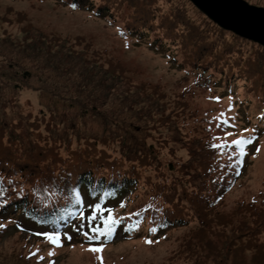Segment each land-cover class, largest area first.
I'll return each instance as SVG.
<instances>
[{
	"label": "rangeland",
	"instance_id": "rangeland-1",
	"mask_svg": "<svg viewBox=\"0 0 264 264\" xmlns=\"http://www.w3.org/2000/svg\"><path fill=\"white\" fill-rule=\"evenodd\" d=\"M260 1L264 4V0ZM176 4H179L177 0H157V6L166 13L173 11ZM192 6L188 7V13L198 18L195 13L198 9ZM120 13L127 14L125 6ZM180 59L181 55L172 60L144 40L122 37L116 26H111L105 18L84 9H71L57 0H0V124L9 131L21 122L24 130L16 128L9 132L17 140L51 135L49 140L55 138L59 152L74 146L78 134L108 135L110 141L106 139L104 145H97L108 148V141V145L115 148L108 149L112 156H119L121 146L129 152H132L129 145L132 148L141 146L149 156L155 176H145L130 198L124 196L115 202L101 204L104 216L110 209L114 218L126 222V215L136 211L138 205L157 192L155 182L163 184L165 189L173 185L179 189L185 184L193 173L191 168L197 164V161L194 163L193 146L205 132L198 123L205 125L219 144L252 135L249 127L240 129L249 123L248 119L256 110L247 106L251 114L247 116L248 112L239 108L245 89L228 93L218 86L207 88L200 84L202 76L199 73L179 67ZM108 61L126 69L122 76L127 77L131 86L140 89H145L142 84L158 86L165 95L164 107L156 114L150 113L152 102L151 109H144L145 116L129 111L126 108L128 99L111 91L114 85L110 81L115 77L109 76L112 68ZM9 65H13V69H8ZM24 70L28 74L23 73ZM85 83H88L86 88L91 98L79 90ZM132 97H139V93ZM83 103H89L87 106L94 103L95 112L83 111ZM32 120H37V130L28 126ZM223 121L233 125L230 126L233 130L226 131ZM47 122L49 130L45 127ZM20 129L23 137L19 135ZM120 137L125 143L118 141ZM244 151V156L238 153L246 164L243 173L220 206L221 215L231 221L229 228L248 220L249 216L242 213L238 205L253 200L264 188V134L251 140ZM95 203L84 200L71 223L64 224L66 232L61 233L67 235L61 236L59 246L42 235L49 231L22 224L21 219L0 220V255L17 262L19 254L28 251L25 264H246L253 254L235 245L231 247L240 252L235 249L225 252L221 242L214 251L204 246L193 247L190 242L194 239L191 234L195 233L196 217L166 231H150L153 227L147 220L130 232H121L117 226L113 240L105 242L102 237L89 241L83 235V232L92 234L89 222L79 213L91 214L88 205ZM92 223L103 227L99 219ZM213 229L214 235L207 237L217 240L230 235L218 234L221 229L218 224ZM230 238L226 241L233 243ZM258 238L264 237L260 234ZM260 239L254 237L255 242L263 241ZM101 244V252L90 250Z\"/></svg>",
	"mask_w": 264,
	"mask_h": 264
},
{
	"label": "trees",
	"instance_id": "trees-1",
	"mask_svg": "<svg viewBox=\"0 0 264 264\" xmlns=\"http://www.w3.org/2000/svg\"><path fill=\"white\" fill-rule=\"evenodd\" d=\"M57 1L71 9H84L94 16L105 18L111 26L119 29V34L121 30L126 34L120 36L144 40L172 60L181 55L179 67H188L199 73L202 76L200 84L207 88L218 86L228 93L245 89L239 108H243L244 112H248L247 106L256 110L253 119H248L249 123L240 129L249 127L251 137H254L252 141L264 134V46L224 31L199 10L195 11L198 18L191 17L188 7L193 6L188 0H177L179 4L167 13L160 10L157 0ZM249 1L264 5L260 0ZM73 3L78 6L73 8ZM123 6L127 14L120 13ZM108 63L112 68L109 76L116 78L110 81L114 85L111 91L128 99L126 108L129 111L145 116L144 109H151L152 102L153 110L150 113L156 114L164 107L165 95L158 86L142 84L145 89L131 86L127 77L122 76L126 69L116 62ZM8 69H13V65H9ZM26 72L24 70L23 73ZM87 84L83 88L78 85L79 90L85 91L91 98L93 96L87 90ZM135 93H139V97H132ZM86 104L89 103L81 106L83 111L95 112L94 103L90 106ZM39 112L42 113V109ZM250 115L248 112L247 116ZM35 121L28 124L33 130L38 128ZM223 122L226 131L233 130L230 128L233 125ZM198 124L203 131L205 128V132L193 146L192 153L196 155L194 163L197 161V164L191 168L193 173L187 177L185 184L179 189L174 185L165 189L163 184L155 182L157 192L151 194L142 205H138L136 211L135 208L134 212L126 215V222L124 219L118 221L114 229L119 226L121 232H130L136 225L147 220L153 228L166 231L185 225L188 219L196 217L195 233L191 234L194 239L191 238L190 245L204 246L210 251L213 248L214 251L217 243L221 242L225 252L234 249L240 252L236 247H231L235 245L245 251H253L246 264H264V238H258L260 234L264 237V188L259 190L253 200L239 203L241 212L249 216L248 220L229 228L231 221L221 215L220 206L246 164L238 157L240 151L236 145L224 142L219 144L215 135L208 133L205 125ZM45 127L49 130L48 122ZM16 128L25 129L21 122L13 125L9 131L0 124V220L21 219L22 224L31 227L65 231L64 224L71 223L84 200L103 204L107 201L115 202L124 196L130 198L145 176H155L151 171L149 156L141 146L132 148L129 145L132 152L121 146L119 156H112L108 149L115 148L110 147L108 141V148L97 145H104L106 139L110 141L108 135L98 137L78 134L74 146L65 147V150L59 152L55 138L49 140L53 136L17 140L9 134ZM22 129L19 135L23 137ZM118 141L125 143L122 137ZM74 188L81 194L80 204L75 203ZM93 192L96 194L92 195ZM104 193L110 195L105 197ZM217 224L221 227L218 234L230 235L217 240L207 237L214 235L213 226ZM227 237H231L234 242L226 241ZM254 237L255 240L263 241L255 242ZM111 240L113 234L105 242ZM2 256L1 264H25L26 257H29L28 251L20 253L17 262Z\"/></svg>",
	"mask_w": 264,
	"mask_h": 264
},
{
	"label": "water",
	"instance_id": "water-1",
	"mask_svg": "<svg viewBox=\"0 0 264 264\" xmlns=\"http://www.w3.org/2000/svg\"><path fill=\"white\" fill-rule=\"evenodd\" d=\"M224 30L264 46V7L247 0H189Z\"/></svg>",
	"mask_w": 264,
	"mask_h": 264
},
{
	"label": "snow or ice",
	"instance_id": "snow-or-ice-1",
	"mask_svg": "<svg viewBox=\"0 0 264 264\" xmlns=\"http://www.w3.org/2000/svg\"><path fill=\"white\" fill-rule=\"evenodd\" d=\"M73 8H76L78 5L76 3H73L71 5ZM119 30V29H118ZM120 34L126 35L122 30L120 31ZM247 131V130H245ZM254 139V137L251 138H238V139H234L231 141L232 145H236L239 148L240 151V155L244 156L246 153L244 151V145H247L249 143H251V140ZM257 151H259V149H257ZM237 163H239V161H237ZM0 194H2V192H0ZM96 193L93 192L92 195H95ZM73 195L75 197V203L80 204L82 203V200L80 199L81 194L75 190V188L73 189ZM110 195L109 193H104V196H108ZM103 198V197H100ZM88 207L90 209H92L91 214L89 215H85L84 212H80L79 215L82 219L86 220L89 222V228H90V232L92 234H89V232H83V235L85 236V238L89 241H94V240H101V238L103 237L105 240L107 238H109L113 232H114V225H116L118 223V219L114 218L113 215L111 214L112 210H108V215L104 216L101 213V208L102 205L100 203H95V204H90L88 205ZM96 219H99L100 221H102L103 227L99 226V225H94L92 222L95 221ZM0 227H2V225H0ZM83 227V225H81V228ZM155 228L150 229V231H155ZM42 235H44L53 245H57L59 246L60 243V239L62 235H67V233H61L57 230H53V231H49V232H44L42 233ZM69 239H71V237H68ZM148 243H151V241H147ZM103 248V244H101L99 247H91L90 250L96 253L101 252ZM49 255L51 256L52 253L49 252ZM41 259H43L41 257ZM98 259H100L98 257Z\"/></svg>",
	"mask_w": 264,
	"mask_h": 264
}]
</instances>
